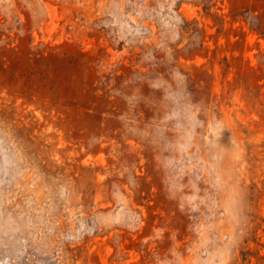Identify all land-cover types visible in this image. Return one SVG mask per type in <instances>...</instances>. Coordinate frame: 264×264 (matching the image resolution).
Segmentation results:
<instances>
[{
    "label": "rangeland",
    "instance_id": "obj_1",
    "mask_svg": "<svg viewBox=\"0 0 264 264\" xmlns=\"http://www.w3.org/2000/svg\"><path fill=\"white\" fill-rule=\"evenodd\" d=\"M0 264H264V0H0Z\"/></svg>",
    "mask_w": 264,
    "mask_h": 264
}]
</instances>
